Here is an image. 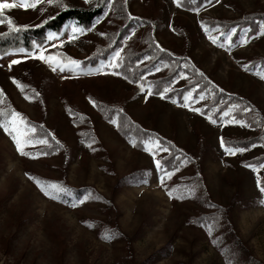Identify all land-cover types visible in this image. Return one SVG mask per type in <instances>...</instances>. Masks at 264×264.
I'll list each match as a JSON object with an SVG mask.
<instances>
[{"label":"rangeland","instance_id":"374dc122","mask_svg":"<svg viewBox=\"0 0 264 264\" xmlns=\"http://www.w3.org/2000/svg\"><path fill=\"white\" fill-rule=\"evenodd\" d=\"M0 3L16 4L0 14L12 21L0 23L5 32L98 0ZM256 12L264 0H110L87 28L68 22L33 49L0 54V121L15 110L35 127L33 139L48 140L24 148L46 155H22L0 126V264H264V20ZM57 54L64 71L37 58ZM12 60L21 62L9 68ZM100 104L124 118H107ZM127 119L153 138L123 134ZM164 142L182 155L163 165ZM33 177L67 191L52 198Z\"/></svg>","mask_w":264,"mask_h":264},{"label":"trees","instance_id":"16d2710c","mask_svg":"<svg viewBox=\"0 0 264 264\" xmlns=\"http://www.w3.org/2000/svg\"><path fill=\"white\" fill-rule=\"evenodd\" d=\"M29 1H32V0H29ZM109 1L110 0H98V4L90 8L66 5L63 8H61L56 14L48 17L45 20L46 22L43 21L38 26L16 27L14 29H10L5 32H0V54H4L10 50H16L18 48L33 49L34 45L43 44V42L45 41L47 37L48 32L58 33L64 28V26L68 22H73L75 25H77L80 28H87L93 25L95 21L103 15ZM251 16L253 17L255 16L257 18H261L262 20H264V13L256 12L252 14ZM247 17L248 16H246L245 18ZM15 29H19V30H15ZM106 51L107 49L103 50V52H106ZM103 52H102V56L100 55L101 57L104 56ZM98 56L99 55H96L94 56V58H97ZM97 61L98 60L95 59L92 62L96 63ZM165 81L166 80L164 78L154 81V83L156 84L155 93H160L165 89L166 84H167V82ZM100 106H101L100 109L103 111V113L105 114L107 118H117V116L119 115L121 118H124L122 113H120L117 105L107 104L106 106H103V104H100ZM119 126H121L120 128L123 134L128 135V136H130V132H134L133 134L135 135L137 133L141 134L143 137H147L150 139L153 138L154 136L153 132L136 126L133 121L128 120V119L124 123H123V120H119ZM140 138L141 137H139V139ZM135 140H138V139L135 138ZM138 141L136 142V145L142 146L141 142L140 141L138 142ZM251 141L253 140L252 139H247V140L241 139L239 143L240 145L242 144L248 145ZM164 144L166 146L169 145L171 154L169 157H166L162 160L163 165L168 163V161H171L172 158L174 159L178 157L179 154L182 155L181 151L175 144H171L167 142H164ZM262 159H264V156L262 157ZM126 178H128V176Z\"/></svg>","mask_w":264,"mask_h":264},{"label":"snow or ice","instance_id":"6c2138e0","mask_svg":"<svg viewBox=\"0 0 264 264\" xmlns=\"http://www.w3.org/2000/svg\"><path fill=\"white\" fill-rule=\"evenodd\" d=\"M40 0H35L34 3L29 4L27 2V0H22V4L25 7H35L36 3H39ZM48 3H53V0H48ZM176 3L179 5L182 3V0H176ZM16 7V4L13 3H0V14L3 13L4 9H9V8H14ZM197 11H199V9H197ZM5 19H7V22L9 24H12V21L10 18H3L2 15H0V23H4ZM46 22V21H45ZM15 30H19V29H15ZM76 31H80L79 29H73V32L75 33ZM103 35V34H102ZM210 39H212L213 43H216L218 41V37H211ZM59 54H57V56H44V55H40L39 59H43L46 62H50L53 63V67L52 70L56 71L57 68H59V70L64 71L65 67H67V65H65L63 63L62 59L58 58ZM120 57V52H116L114 59L119 58ZM20 60H12L9 64V68H11L12 65L14 64H18L20 63ZM69 63L72 64L75 67H79V65L81 64L80 61H75V60H71L69 58ZM111 67H116L119 68L121 65L119 64H114V65H110ZM248 66H245V68L247 69ZM159 70V69H157ZM114 75H119V73H112ZM14 79V78H13ZM14 82H16L14 80ZM18 83V82H17ZM170 89H164L161 92V95L163 96L164 93H166L167 91H169ZM141 91H145L144 86L141 85ZM3 94V90L0 89V95ZM148 94L151 95V91H148ZM36 95H39L38 93H36ZM27 98V97H26ZM204 97L201 96L200 99H203ZM186 100L191 99V94H189L188 97L185 98ZM195 111H201L200 109H193ZM7 113H5L3 110H0V116H6ZM225 115H228V113H225ZM11 120H3L0 121V126H2L5 130V132H7L13 139V141L16 143L17 145V150L22 154V155H33V158L38 157L39 155H46V152H38L35 154H30L24 151V148L27 147L30 144H35V143H41V144H48V140L47 139H43V140H36L33 139L31 137V133L35 132V127L30 125V122H28L26 119L23 118L22 114L19 112H15V110H12L11 113ZM115 122V121H114ZM11 125V126H9ZM58 143V142H57ZM223 140H222V144H223ZM157 148H159V144L157 143L156 145ZM225 151L229 154H236L237 152H243L245 151L244 148H232V147H226ZM157 164L159 166V161H157ZM169 176L170 178V174H166ZM34 180H36L38 186L41 187V189L45 192L46 195H51L52 198H56L57 194L61 193V192H65L67 191L66 189L62 188L60 185L58 184H48L47 182H45L44 184H42L40 182V180L38 178H32ZM163 182V178L162 181ZM169 195H171V192L169 193ZM83 202V201H81ZM110 239L111 237H105Z\"/></svg>","mask_w":264,"mask_h":264}]
</instances>
